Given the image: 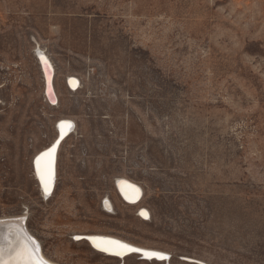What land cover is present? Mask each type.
<instances>
[{
    "label": "rangeland",
    "instance_id": "1",
    "mask_svg": "<svg viewBox=\"0 0 264 264\" xmlns=\"http://www.w3.org/2000/svg\"><path fill=\"white\" fill-rule=\"evenodd\" d=\"M63 118L75 127L45 198L33 158ZM120 177L142 203L120 200ZM21 216L56 264H264V0H0V220ZM80 234L169 259H111Z\"/></svg>",
    "mask_w": 264,
    "mask_h": 264
},
{
    "label": "bare ground",
    "instance_id": "2",
    "mask_svg": "<svg viewBox=\"0 0 264 264\" xmlns=\"http://www.w3.org/2000/svg\"><path fill=\"white\" fill-rule=\"evenodd\" d=\"M38 55V60L40 62V66L42 69L43 73V79H44V90H45V97L47 101L52 104V106H57L60 104V99L58 96V92L56 90L55 86V80H56V68L55 65L52 61V59L44 52L42 51H37ZM68 81V86L72 90H77L79 89L81 85L80 79L69 76L67 78ZM63 125V127H61ZM74 122L70 120L69 118H63L59 121V124L57 126V138L52 142L51 145L48 147L44 148L43 150L39 151L33 158V172H34V177L36 178L39 188L41 190L42 195L45 198L49 197H54L56 195V191L58 189V180H59V161H60V154L62 151V148L64 144L66 143L67 139L66 138L73 130H74ZM70 137V136H69ZM66 138V139H65ZM64 139V140H62ZM53 147H55V152L52 157V177H51V182L47 188L45 189V184L48 183V175H47V158L41 161V166L40 170L38 171L37 169V159L42 156V154L49 152ZM41 175L44 176V180L42 181ZM115 191L120 198L128 207H134L142 203L145 192L143 187L125 177H120L116 180L115 183ZM104 207L106 209V212L110 214H116L115 212V206L111 199H107L105 201ZM138 213L140 217L142 218L143 221H149L152 219V213L150 210L146 208H139ZM18 218V217H16ZM26 221V216H21L19 217V220L16 221H9V220H0V235L5 236L6 238L11 239L12 241H16L18 236L25 237L29 240V242L32 243V245L35 247L37 246L35 241L32 240L30 233L25 229L23 223ZM76 237H85L88 238V240L83 239L81 242H86L89 247L97 254V255H102L111 259H127L128 257L134 256L137 254V252H141L143 255V252H153V253H158L161 254L163 257H165L163 260L157 259V258H152L151 262L154 263H161L164 260H167L168 256L167 253L158 248H153V247H147L143 245L136 244L134 242H131L129 240H126L124 238L114 236V235H107V234H80L76 235ZM80 240V239H79ZM118 241L121 244L127 245L129 248L132 249H139L141 251H126L122 252L121 255H115L113 252H108V251H101L99 247H97V244L100 241ZM95 242V243H94ZM105 252V253H103ZM114 256H110V255ZM38 255L40 253L38 252ZM127 255V256H126ZM139 255V254H138ZM120 256V258L118 257ZM126 256V257H124ZM44 261H46L47 264H56L49 258H46L43 254L40 255ZM145 257V256H144ZM146 258V257H145ZM169 259V258H168ZM150 261V260H148ZM58 264V263H57Z\"/></svg>",
    "mask_w": 264,
    "mask_h": 264
},
{
    "label": "snow or ice",
    "instance_id": "3",
    "mask_svg": "<svg viewBox=\"0 0 264 264\" xmlns=\"http://www.w3.org/2000/svg\"><path fill=\"white\" fill-rule=\"evenodd\" d=\"M63 127V125L61 126ZM55 152V147H53L49 152L42 154L40 158L37 159V169L40 170L41 161L47 158V175L48 183L45 184V189L47 190L52 177V157ZM42 181L44 176L41 175ZM95 243V242H94ZM97 247L101 251L113 252L115 255H121L122 252L126 251H141L139 249L129 248L127 245L121 244L118 241H100ZM143 255L148 258H157L163 260L161 254L153 252H143ZM0 264H46V261L38 255V246H33L31 242L25 237L18 236L16 241H12L3 235H0Z\"/></svg>",
    "mask_w": 264,
    "mask_h": 264
},
{
    "label": "water",
    "instance_id": "4",
    "mask_svg": "<svg viewBox=\"0 0 264 264\" xmlns=\"http://www.w3.org/2000/svg\"><path fill=\"white\" fill-rule=\"evenodd\" d=\"M62 140H64V139H62ZM76 239H80V240H83V239H86V240H88V238H85V237H76ZM89 241V240H88ZM103 253H105V252H103ZM106 254V253H105ZM137 254H139L144 260H151V259H148V258H145L144 257V255H142V253L141 252H137ZM110 255V254H109ZM40 256V255H39ZM110 256H114V255H110ZM127 256V255H126ZM126 256H124V257H126ZM119 258H120V256H118ZM123 258V257H122ZM47 264V263H46Z\"/></svg>",
    "mask_w": 264,
    "mask_h": 264
}]
</instances>
